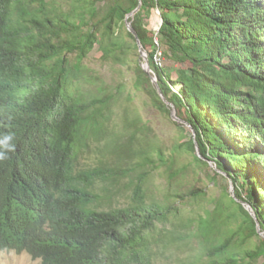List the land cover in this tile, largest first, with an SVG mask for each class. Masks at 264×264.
Returning <instances> with one entry per match:
<instances>
[{"label": "trees", "instance_id": "trees-1", "mask_svg": "<svg viewBox=\"0 0 264 264\" xmlns=\"http://www.w3.org/2000/svg\"><path fill=\"white\" fill-rule=\"evenodd\" d=\"M139 5L128 19L184 122L142 66L126 23ZM96 47L182 131L188 123L186 142L167 150L129 105L118 114L125 86L86 62ZM160 50L178 65L164 68ZM4 135L15 150L0 160L1 250L42 264H156L155 245H173L187 255L167 264H264V0H0ZM158 170L162 197L149 185ZM218 176L236 196L229 183L209 195ZM213 215L238 219L219 238Z\"/></svg>", "mask_w": 264, "mask_h": 264}, {"label": "rangeland", "instance_id": "rangeland-1", "mask_svg": "<svg viewBox=\"0 0 264 264\" xmlns=\"http://www.w3.org/2000/svg\"><path fill=\"white\" fill-rule=\"evenodd\" d=\"M161 15L160 11L158 9H155L152 16L149 18V22L151 24V28L157 29L161 24ZM130 41V39H129ZM144 50V49H143ZM145 54L148 55V52L144 50ZM160 59H157L159 63L167 69V66L170 68L176 67L178 64L173 62L170 59L164 58L163 54L161 53V50L158 52ZM101 55L100 49L97 47L93 52H91L90 56L86 60V62L96 68L98 72H100L101 76L104 77L107 84L114 85L121 83L125 86L124 96L122 98V106L118 110V114H123V107L125 105H129L133 110H135L137 113H139L142 118L149 123V125L154 129L156 137L159 139L161 143H163L164 146H166L167 150H170L175 146L176 144L180 142H186L190 138V132L191 128L188 124H185L184 131H182L181 127L177 126L170 116L161 110H159L152 101V98L148 95V93L144 89H137L132 85L133 78L135 77V73L132 69L127 68L126 65L122 64H110V62L101 63L99 60V57ZM173 77L176 76L175 72H172ZM96 85H106L105 82L102 83H96ZM86 91H93L95 89V86L92 85H86L85 87ZM100 89V88H99ZM120 120V119H119ZM182 133H184L187 137L183 136ZM182 160H187L191 158V155L182 152L180 157ZM97 158H92V162L96 163ZM87 161V160H86ZM210 168L216 169V165L214 162H210ZM204 174L201 173V176ZM192 180V181H190ZM218 186L214 185L213 182L209 183L210 189H209V195L218 196L219 194L223 193L222 187L225 184L229 183L228 191L231 192V194L234 195L232 190V184L230 178L224 179L221 176H218ZM185 182L181 181V183H177L176 187L180 189H184V185L186 186L189 183H195V179L193 180L191 177L187 178ZM205 183V181H204ZM198 183V184H204ZM150 189H151V195L152 196H159L162 197L165 191V187L167 186V179L166 176L161 171H154L151 179L149 181ZM125 191L124 193H126ZM120 200L124 202L126 200V196L120 197ZM188 207H190L188 205ZM247 206L245 205V208ZM207 208L208 210H212L214 208V202H207ZM231 213L233 211L230 210ZM198 215L202 217H207V212L205 209H199ZM215 219V224H217V232L216 237L223 238L227 232L231 230L233 222H237L238 217H231L228 221H222L221 217H218L216 215H213ZM264 235V234H263ZM241 245L239 243H236L234 246L235 250H240ZM155 250L158 251L156 256V264H167L169 261L173 260L172 263L176 261V258L178 255H187L186 252L178 250L177 247L173 245H167L165 246V249L158 247L155 245ZM187 248L192 252L189 246ZM162 251V252H161ZM169 260V261H168ZM0 264H42L40 258H34L31 254L27 252H16L15 250H1L0 249Z\"/></svg>", "mask_w": 264, "mask_h": 264}, {"label": "water", "instance_id": "water-1", "mask_svg": "<svg viewBox=\"0 0 264 264\" xmlns=\"http://www.w3.org/2000/svg\"><path fill=\"white\" fill-rule=\"evenodd\" d=\"M140 5L133 11L131 12L128 17L126 18V23H127V26L129 28V30L134 34V36L137 38V42H138V46H139V51H140V55L141 57L144 59L143 63H142V66L143 68L145 69V71L151 76V80L153 81V83L155 84L158 92L160 93V95L162 96L163 100L169 104L171 106V115L173 117V119L177 120V121H180V122H184L178 115H177V110L175 108V106L173 104H171L165 97V95L163 94V91L161 90L160 86H159V83H158V78L157 76L153 73V70L150 66V62H149V58H148V55L145 54L144 50H143V47L141 45V42L140 40L138 39L137 37V32L136 30L134 29L133 25H132V20H129V16H133L135 14V12L139 9ZM163 19H161V23H162ZM161 25V24H160ZM159 29V27H158ZM188 124V123H186ZM231 180V179H230ZM231 184L233 185L232 183V180H231ZM232 190H233V193H234V196L235 195V192H234V185L232 186ZM244 205H246V209L256 218V214L255 212L253 211L251 205L247 202H244ZM257 219V218H256ZM258 229L260 231V227H259V224H258ZM262 234H264V232H262Z\"/></svg>", "mask_w": 264, "mask_h": 264}, {"label": "clouds", "instance_id": "clouds-1", "mask_svg": "<svg viewBox=\"0 0 264 264\" xmlns=\"http://www.w3.org/2000/svg\"><path fill=\"white\" fill-rule=\"evenodd\" d=\"M12 141V135H4L2 138H0V160L6 159L8 154L15 150V144L12 143Z\"/></svg>", "mask_w": 264, "mask_h": 264}]
</instances>
